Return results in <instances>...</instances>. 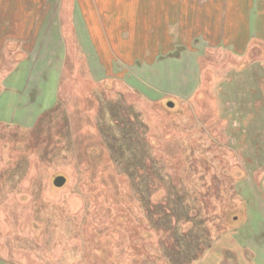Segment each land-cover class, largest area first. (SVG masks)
Here are the masks:
<instances>
[{
    "label": "rangeland",
    "instance_id": "rangeland-1",
    "mask_svg": "<svg viewBox=\"0 0 264 264\" xmlns=\"http://www.w3.org/2000/svg\"><path fill=\"white\" fill-rule=\"evenodd\" d=\"M8 22L0 16V264H170L165 234L150 226L125 174L135 147L109 144L118 110L134 113L117 121L130 128L141 118V144L173 185L206 194L213 242L190 264L233 237L246 255L264 244V45L242 57L177 50L152 83L142 67L105 77L64 21V67L39 78V93H23L27 57L4 47ZM26 23L23 33H33L36 20ZM160 190L150 200L161 201Z\"/></svg>",
    "mask_w": 264,
    "mask_h": 264
},
{
    "label": "crops",
    "instance_id": "crops-1",
    "mask_svg": "<svg viewBox=\"0 0 264 264\" xmlns=\"http://www.w3.org/2000/svg\"><path fill=\"white\" fill-rule=\"evenodd\" d=\"M1 15L10 22L4 47L11 52L21 47L27 57L20 63L27 71L23 93H39V78H54L60 72L52 70L64 67V21L81 44L89 45L84 61L95 57L105 77L104 72L130 74L142 67L151 70L152 82L163 63L173 68L167 62L177 50L179 58L207 50L242 57L264 45V0H0ZM28 18L36 20L31 34L22 31ZM241 240L233 237L227 247L212 248L198 264L208 257L217 264H264V244L246 245V255Z\"/></svg>",
    "mask_w": 264,
    "mask_h": 264
},
{
    "label": "trees",
    "instance_id": "trees-1",
    "mask_svg": "<svg viewBox=\"0 0 264 264\" xmlns=\"http://www.w3.org/2000/svg\"><path fill=\"white\" fill-rule=\"evenodd\" d=\"M119 112L118 110L112 113L116 117V131L119 135L115 143L109 142L111 149L115 147L117 151L123 146L132 149L135 147L134 172L125 171V174L133 182V188L136 187L135 192L141 209L150 226L165 234L161 249L165 251L169 263L190 264L202 256L213 242L208 226V213L204 205L206 194L199 193V195L192 192L185 184L179 187L173 185L162 163L152 159L150 148L141 144L147 131L141 118L135 114L136 124L134 126L131 123L130 128L127 121H117L121 118L119 115L128 114V117H131L134 113ZM119 139L122 140L121 144L118 143ZM111 155L114 160L120 162L113 152ZM145 185L148 186L147 189ZM160 187L165 190L166 195L161 201L150 200L153 194L161 191Z\"/></svg>",
    "mask_w": 264,
    "mask_h": 264
},
{
    "label": "water",
    "instance_id": "water-1",
    "mask_svg": "<svg viewBox=\"0 0 264 264\" xmlns=\"http://www.w3.org/2000/svg\"><path fill=\"white\" fill-rule=\"evenodd\" d=\"M169 107L173 108L174 107V104H169ZM67 180L65 177L63 176H58L55 180H54V185L57 187V188H61L63 187L65 184H66Z\"/></svg>",
    "mask_w": 264,
    "mask_h": 264
}]
</instances>
